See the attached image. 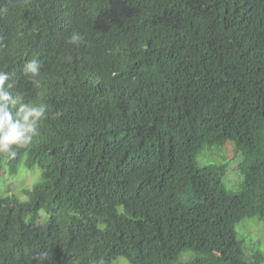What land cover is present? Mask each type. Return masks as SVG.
<instances>
[{"label":"trees","instance_id":"obj_1","mask_svg":"<svg viewBox=\"0 0 264 264\" xmlns=\"http://www.w3.org/2000/svg\"><path fill=\"white\" fill-rule=\"evenodd\" d=\"M0 71L46 104L0 179V264H262L236 225L264 222V0H0ZM73 33L83 42L70 44ZM41 62L40 87L23 74ZM231 143L226 164L201 150ZM191 255L190 257H188Z\"/></svg>","mask_w":264,"mask_h":264},{"label":"clouds","instance_id":"obj_2","mask_svg":"<svg viewBox=\"0 0 264 264\" xmlns=\"http://www.w3.org/2000/svg\"><path fill=\"white\" fill-rule=\"evenodd\" d=\"M4 12L6 9H0V14ZM68 42L79 46L83 38L79 33H73ZM41 67L40 61L31 59L22 68L23 74L36 87H40L38 77ZM16 84L12 74L0 71V156L9 160L16 158L18 150L32 144L34 137L39 135V127L47 118L48 111L46 104L26 103L22 95L13 94L11 90ZM47 258V253H42L38 264H43Z\"/></svg>","mask_w":264,"mask_h":264},{"label":"rangeland","instance_id":"obj_3","mask_svg":"<svg viewBox=\"0 0 264 264\" xmlns=\"http://www.w3.org/2000/svg\"><path fill=\"white\" fill-rule=\"evenodd\" d=\"M239 161L240 157L231 143H226L221 148L205 147L197 157V163L200 166L216 163L226 164L223 183L230 190H236L242 179L237 168ZM38 180H40V169L38 167L29 170L20 165L16 176L11 177L6 173L3 174L0 179V194H13L22 200H26L27 196L23 193V189L31 188ZM235 230L239 233L238 239L242 242V250L246 256L258 251L264 257V222H260L255 218L247 219L236 225ZM113 264L128 263L124 259H119ZM262 264H264V261Z\"/></svg>","mask_w":264,"mask_h":264}]
</instances>
